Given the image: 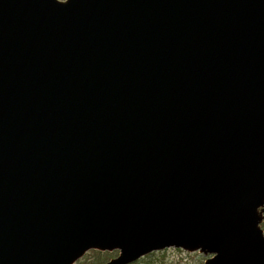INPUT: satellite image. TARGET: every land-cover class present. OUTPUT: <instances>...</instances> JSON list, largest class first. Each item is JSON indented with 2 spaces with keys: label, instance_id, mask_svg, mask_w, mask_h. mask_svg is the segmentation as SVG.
Listing matches in <instances>:
<instances>
[{
  "label": "water",
  "instance_id": "water-1",
  "mask_svg": "<svg viewBox=\"0 0 264 264\" xmlns=\"http://www.w3.org/2000/svg\"><path fill=\"white\" fill-rule=\"evenodd\" d=\"M264 0H0V264H264Z\"/></svg>",
  "mask_w": 264,
  "mask_h": 264
},
{
  "label": "rangeland",
  "instance_id": "rangeland-1",
  "mask_svg": "<svg viewBox=\"0 0 264 264\" xmlns=\"http://www.w3.org/2000/svg\"><path fill=\"white\" fill-rule=\"evenodd\" d=\"M119 251L99 252L90 251L77 264H106L110 260L118 257ZM210 256H204L199 252L189 253L182 249L170 248L159 252H154L135 264H205Z\"/></svg>",
  "mask_w": 264,
  "mask_h": 264
},
{
  "label": "flooded vegetation",
  "instance_id": "flooded-vegetation-1",
  "mask_svg": "<svg viewBox=\"0 0 264 264\" xmlns=\"http://www.w3.org/2000/svg\"><path fill=\"white\" fill-rule=\"evenodd\" d=\"M262 227L264 228V223H263ZM263 230H264V229H263Z\"/></svg>",
  "mask_w": 264,
  "mask_h": 264
}]
</instances>
